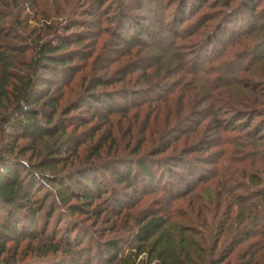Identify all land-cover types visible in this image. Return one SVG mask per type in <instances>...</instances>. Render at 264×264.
Instances as JSON below:
<instances>
[{
  "label": "rangeland",
  "instance_id": "obj_1",
  "mask_svg": "<svg viewBox=\"0 0 264 264\" xmlns=\"http://www.w3.org/2000/svg\"><path fill=\"white\" fill-rule=\"evenodd\" d=\"M3 1L0 49L14 52L20 68L35 58L37 42H57L73 22L86 21L89 27L79 30H86L82 45L70 49L85 54L75 63L79 71L73 81L54 78L60 117L95 78L114 82L101 91L139 92L138 98L130 97L134 107L124 115L105 118L98 109L99 119L82 113L86 126L73 112L65 121L68 135L81 143L65 170L98 169L110 199L129 194L124 209L102 200L91 214L72 215L58 205L48 235L66 247L70 241L71 251L42 256L39 239L9 243L6 264H60L69 262L71 253L80 264H105L103 243L119 240L127 255L137 222L153 217L185 226L209 250L211 264H247L252 258L264 263V133L258 137V128H264V0H258V19L245 21L236 18L241 0H189L186 22L179 13L186 0H107L102 9L104 0H37L33 5L24 0L19 7ZM122 8L146 34L133 30L128 20L116 21ZM135 35L137 42L131 40ZM119 36L127 44L119 45ZM238 113L245 121H237ZM6 140L0 138V145ZM46 142L39 145L42 153L55 144ZM33 145L19 141L15 156L33 160ZM21 149H27L24 157ZM139 161L154 167L158 182L143 183L137 191L119 186L112 169Z\"/></svg>",
  "mask_w": 264,
  "mask_h": 264
},
{
  "label": "trees",
  "instance_id": "obj_2",
  "mask_svg": "<svg viewBox=\"0 0 264 264\" xmlns=\"http://www.w3.org/2000/svg\"><path fill=\"white\" fill-rule=\"evenodd\" d=\"M27 1L32 5L37 3V0ZM105 1L107 0L100 2V9L103 8ZM194 1L201 2V0ZM0 2L4 1L0 0ZM13 2L19 7L24 0H13ZM259 6L258 0H241V9L236 18L242 21L249 18L258 19V14L261 12L258 13ZM189 8V0H186L179 9L182 21L183 19L187 21L185 13ZM120 10L121 13L116 21L128 20L130 17L125 9ZM128 21L133 23L131 25L133 30L137 28L142 36L146 34L142 27H138L140 24H137V19ZM185 22H182V26ZM86 28H89L86 21L80 24L73 22L67 26L68 35L60 37L57 42H37L34 47L35 58L31 63H27L25 68H20L14 52L5 47L0 49L2 68L0 138L7 139V143L0 145V264L8 263V257L5 255L10 252L9 243L20 246L23 242L32 243L33 240L39 239L41 246L38 252L42 256L62 253L67 249L71 251L70 241V247H66L67 244L56 242L51 239L50 233V236L48 235L58 205L67 207V212L72 215L88 214L87 211L91 214L94 212L91 208L96 201L102 200L115 210H123V201L129 196L126 193L123 197L116 195L110 199L109 195L112 192L106 189L103 180L98 177V169L85 168L75 172L65 170L69 157L76 155L81 148V143L68 135V124H65V121L72 120L69 118L72 112L77 113L73 118L83 120L82 125L86 126L87 120L82 113L91 115L93 119L101 117L98 109L103 112L102 116L105 118L124 115L134 107L130 97H139V92L131 90L101 91L100 88L110 87L114 82L95 78L89 87L87 85L86 92L79 100L63 112V117L59 116L60 103L59 99L52 95V88L55 86L56 78L66 83L73 81L78 73L79 67L75 63L78 60H85L83 58L85 54L83 51L70 49L73 45H82L86 30L82 32L79 30ZM118 40L119 45L127 44L120 36L116 42ZM131 40L137 42L136 35ZM103 59V56L100 57L97 65H100ZM42 71L49 76L41 75ZM149 93L141 96L148 97ZM238 115L239 113L235 116L238 122L245 121L246 117L242 114ZM251 124L252 121L246 125V128L250 129ZM261 127L263 126L258 128L261 131L258 134L259 138L264 133V128ZM21 140L34 144L30 150L34 158L26 163L21 157L15 156L16 146ZM49 140L54 141L55 144L46 145L45 152H40L39 145L46 144ZM19 153L24 157L27 149H21ZM120 164V167H114L111 172L119 186L137 191L136 186L146 182L150 184L158 182L154 167L143 161L136 164ZM72 201L76 202L71 203ZM95 211L98 212V209ZM42 222L43 226H41ZM184 227L171 226L164 217L143 219L137 222L134 244L128 248L130 252L127 255L120 241L112 240L102 244L100 257L105 264H153L155 261H157L155 264H211L209 250L195 238L192 239V234H187ZM31 229L34 230L31 232ZM244 233L245 231L241 234ZM67 241L68 239L65 243ZM77 241L78 247L83 245L80 236L77 237ZM235 245H239L238 241L233 243V247ZM144 254L148 255V259L138 261ZM67 257L69 262L62 261L60 264H80L81 259L73 258L72 253ZM247 264L264 263L259 258H252Z\"/></svg>",
  "mask_w": 264,
  "mask_h": 264
}]
</instances>
